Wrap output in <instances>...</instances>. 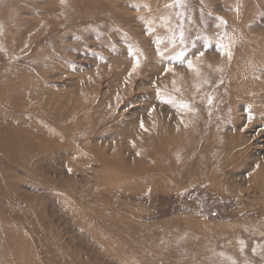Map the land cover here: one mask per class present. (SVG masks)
Listing matches in <instances>:
<instances>
[{
  "label": "rangeland",
  "instance_id": "374dc122",
  "mask_svg": "<svg viewBox=\"0 0 264 264\" xmlns=\"http://www.w3.org/2000/svg\"><path fill=\"white\" fill-rule=\"evenodd\" d=\"M83 261L264 264V0H0V264Z\"/></svg>",
  "mask_w": 264,
  "mask_h": 264
},
{
  "label": "bare ground",
  "instance_id": "6f19581e",
  "mask_svg": "<svg viewBox=\"0 0 264 264\" xmlns=\"http://www.w3.org/2000/svg\"><path fill=\"white\" fill-rule=\"evenodd\" d=\"M193 76H197V74H193V73H191ZM199 87V84L198 83H195V84H193V85H191V90L193 91V90H195V89H197ZM188 95H190L191 96V93H190V91H189V93H188ZM192 97V96H191ZM82 264H86L84 261L82 262Z\"/></svg>",
  "mask_w": 264,
  "mask_h": 264
}]
</instances>
